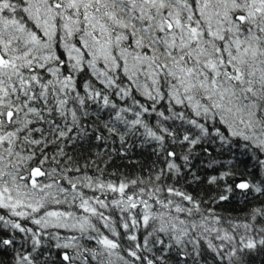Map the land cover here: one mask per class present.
<instances>
[{
  "label": "snow or ice",
  "instance_id": "1",
  "mask_svg": "<svg viewBox=\"0 0 264 264\" xmlns=\"http://www.w3.org/2000/svg\"><path fill=\"white\" fill-rule=\"evenodd\" d=\"M0 264H264V0H0Z\"/></svg>",
  "mask_w": 264,
  "mask_h": 264
},
{
  "label": "trees",
  "instance_id": "2",
  "mask_svg": "<svg viewBox=\"0 0 264 264\" xmlns=\"http://www.w3.org/2000/svg\"><path fill=\"white\" fill-rule=\"evenodd\" d=\"M116 163H120V162L117 161ZM245 168H246V165H245V164H241V165H240V170H241V171H244Z\"/></svg>",
  "mask_w": 264,
  "mask_h": 264
}]
</instances>
